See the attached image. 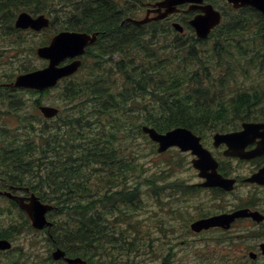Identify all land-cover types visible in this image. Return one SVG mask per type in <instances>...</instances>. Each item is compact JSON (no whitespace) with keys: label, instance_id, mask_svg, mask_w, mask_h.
Masks as SVG:
<instances>
[{"label":"trees","instance_id":"obj_1","mask_svg":"<svg viewBox=\"0 0 264 264\" xmlns=\"http://www.w3.org/2000/svg\"><path fill=\"white\" fill-rule=\"evenodd\" d=\"M153 1L72 2L70 14L78 17V22L70 25L100 31L87 50L82 68L62 82L65 104L81 108H68L63 117L58 116L61 124L57 132L47 138V122L41 121L34 128L26 116L17 117L18 123L23 120L16 128L19 138L7 127H0L4 136L0 138L1 174L11 176L12 182L29 184L42 199L54 201L57 207L49 214L54 219L53 240L69 254L91 262L108 258L118 263L111 257L113 248L138 253L140 243L131 235L139 233L136 225L140 219H133V210L142 204L143 189L138 183L115 184L108 165L118 163L121 169L123 162L130 164L131 154L121 156L117 145L129 136L142 134V123L160 131L185 126L203 132L208 128L228 131L241 121L264 120V109L256 111L264 104V16L252 7H229L221 24L203 40L197 39L187 25L188 15L183 18V33L164 19L120 25L131 15V5L139 7ZM62 4V0H0V38L16 33L13 49L17 51L23 44L13 26L17 12H44L55 18ZM105 55L108 57L104 59ZM18 56L17 52L13 55ZM89 57L91 62H87ZM23 65L18 69H33ZM87 102L90 106L84 107ZM10 135L11 140L7 138ZM58 142L65 148L77 142L80 155L66 152L61 165H49L46 150L56 152ZM45 145L49 147L45 149ZM87 161L102 165L101 170L96 169L97 183L84 170ZM45 179L49 180V191L44 189ZM159 180L144 183L147 195L157 202L159 191L186 193L195 189L177 181L162 186ZM230 248L225 246L222 264H244ZM125 264L136 263L128 256Z\"/></svg>","mask_w":264,"mask_h":264},{"label":"rangeland","instance_id":"obj_2","mask_svg":"<svg viewBox=\"0 0 264 264\" xmlns=\"http://www.w3.org/2000/svg\"><path fill=\"white\" fill-rule=\"evenodd\" d=\"M62 1L64 4L57 8L56 17L50 16L53 21L48 29L38 32L25 30L18 33V37L23 44L17 51L13 49V46L17 44L16 33L4 35L3 41L0 39V81L13 79L16 73L22 71L18 67H22L23 64V66L28 67L29 65L32 68L42 66L44 60L34 53V48L37 45L46 43L54 32L64 29L66 26L74 28L75 25H70V22L75 24L78 22V17L74 18L70 14V9L74 8L72 2L77 3L80 0ZM209 1L223 12L229 9V5H226L225 0ZM134 5H131V10L135 17H142L145 8ZM187 15L186 11H181L166 21L171 23L172 20L177 19L184 24L183 18ZM15 52L19 53L18 57H13ZM107 57L105 55L103 58ZM91 61L89 57L87 62ZM255 82L256 77L252 76V83ZM262 89L264 90V87ZM62 90V82L58 87L45 91L29 88L0 89V127H7L11 133L16 134L19 138L16 128L23 124V120L18 123L17 117L18 115L26 116L25 118L29 122L31 120L34 128H38L41 121L43 123L49 121L45 124L46 130L44 132L46 138L49 137L50 134L57 132L58 123L61 124V122H57L56 118L46 120L42 117L36 107L38 103L58 106L61 110V117L67 113L66 109L68 108H74L68 111L81 108L77 104L66 105ZM86 106L89 107L90 103L87 102L84 107ZM259 108L263 110L264 104L257 106L256 111ZM213 132L214 130L210 128L204 129L205 136L202 137V140L212 154L218 160H222L226 167L224 170L227 171L225 174L244 177L252 172V168L255 166L252 161L225 157L222 154L224 146L214 147L212 145L211 136ZM0 138L4 139V136L1 134ZM7 138L11 140L13 136L10 135ZM60 139L61 135L59 133L58 140ZM57 144L59 147H56V152L46 150V159L49 165H53V163L61 165L66 152L73 153L74 157L81 153V148L77 142H74L72 146L68 145L66 148L63 147L64 143L62 142ZM46 146L45 149H47ZM117 146L120 147L121 156L128 158L131 154L132 161L130 164L126 161L123 162L121 169H118V163L108 165L110 173L114 174L112 177L113 182L120 185V187L126 184L138 183V186L143 189L141 195H144L142 204L133 210V219H140V222L138 221V225H136L139 233L131 235H134L135 242L140 243L138 253L127 254L125 250L111 249L110 252L114 254L111 257H116L118 264H125L128 256L136 264H222L225 258L221 254L225 251V246L231 247L232 253L242 258L244 264H264L262 257L251 260L246 255L248 250H258L259 242L264 240V222L255 224L249 220H239L228 230L212 229L201 233H193L188 228L189 222L194 218L210 213L228 211L240 204L252 203V199H255V206L253 207L264 213V186L254 187L252 184L241 182L232 191L202 188L191 194L167 189L162 190V192L159 191L160 199L157 202V200L147 195L148 190L144 183L151 182V179L160 178L158 183L162 186L173 181L180 182L183 186L184 184H196L201 179L190 163L193 156L189 152L180 151L177 147H171L162 153H158L156 144L144 134H137L136 138H130L129 136L125 142H120V145ZM258 163L257 160V166ZM64 166H68V164H64ZM100 166L102 165L94 162H85L86 169L84 170L86 173H90L89 175L94 180L93 183H97L95 175L99 170L96 169L101 170ZM162 169L165 170L162 171ZM44 185H49L48 179H45ZM46 193L49 195V192ZM14 217L16 226H20L22 219L18 211L15 212ZM109 219L112 225L118 228L117 223L113 222V217ZM47 236L45 231L33 230L29 225L23 227L21 232H16L13 239L14 257L11 252L0 254V261L5 264L9 261L7 256H11L16 260L14 264H61L50 259L52 243ZM228 263L231 262L228 261Z\"/></svg>","mask_w":264,"mask_h":264},{"label":"water","instance_id":"obj_3","mask_svg":"<svg viewBox=\"0 0 264 264\" xmlns=\"http://www.w3.org/2000/svg\"><path fill=\"white\" fill-rule=\"evenodd\" d=\"M203 1L158 0L146 9L144 17L140 19L128 17L126 20L138 25L144 24L150 20L162 19L169 14L175 13L179 11L180 5L188 3L189 10H199L198 13L189 19V25L193 28L197 38L204 39L220 23L222 14L211 3H203ZM227 1L234 8L250 6L264 15V0ZM150 13H154L155 15L150 16ZM14 25L17 28L41 30L49 25V19L42 13L33 16L27 11H20L15 18ZM172 26L178 32L183 31V26L178 21L172 22ZM96 38L97 32L87 33L61 30L55 33L50 37L48 44L36 48L37 55L46 59L47 64L41 68L19 73L15 76L14 80L5 85L35 90H43L55 86L60 79L70 76L79 69L82 63L80 56L84 54L86 46L92 44ZM67 58L71 60L59 65L60 62ZM38 108L43 116L47 118L53 117L58 113V108L53 105H39ZM141 129L152 141L158 144V152H163L171 146H177L181 151L190 150L196 156L191 160L192 166L198 169L200 177L205 178L203 182H200V185L219 186L225 190L233 188L235 179L226 178L217 172L218 163L211 153L200 143V137L196 136L190 129L177 126L165 132H160L148 125H142ZM257 137L260 139L256 141V147L245 151V146L254 142ZM221 143L227 145V149L224 151L225 155L248 159L264 154V122H243L240 130L224 133L216 132L213 135V145L218 146ZM244 181L264 184V165L257 172L246 177ZM10 196L26 212L34 228H49L52 225V221L47 218L46 214L54 208L53 204L42 202L34 193L27 197ZM240 217H250L254 221L260 222L264 219V214L258 210L241 207L230 212H222L196 219L190 224V228L195 232L216 226L229 228L231 223ZM9 246L10 243L7 240L0 239V249L9 248ZM259 247L261 253L264 255V241L260 243ZM248 255L251 258L256 257V253L252 251ZM51 256L56 260L64 259L67 264H91L80 256H66L64 249L58 246L51 252Z\"/></svg>","mask_w":264,"mask_h":264},{"label":"flooded vegetation","instance_id":"obj_4","mask_svg":"<svg viewBox=\"0 0 264 264\" xmlns=\"http://www.w3.org/2000/svg\"><path fill=\"white\" fill-rule=\"evenodd\" d=\"M47 147L49 146L47 145ZM250 147L251 146H248V148ZM257 160L259 161L258 166H257ZM247 161L248 162L252 161V163L255 164V166L252 168V172L250 173L255 172L260 166L264 164L263 157L261 158L255 157ZM236 178L240 182L243 177L236 176ZM252 185L254 187L260 186L256 183H252ZM29 193H30L29 189H26L25 187H22L20 185H14L12 180L8 176H2L0 172V239L9 240L12 244V246L8 249L0 250V254H7L9 252L12 253V256L15 254L13 251L14 249L13 239L16 236V219L14 215L18 207L15 201L10 198V195L17 194L25 197ZM253 206H255V199H252V208H255ZM28 225L30 224H28L27 221H24V227ZM7 258L9 259V261H7L5 264H14L16 261L11 256H7ZM58 262H60L61 264L63 263V261H58ZM2 263L3 262L0 261V264Z\"/></svg>","mask_w":264,"mask_h":264}]
</instances>
